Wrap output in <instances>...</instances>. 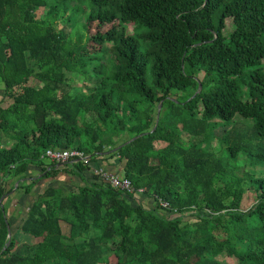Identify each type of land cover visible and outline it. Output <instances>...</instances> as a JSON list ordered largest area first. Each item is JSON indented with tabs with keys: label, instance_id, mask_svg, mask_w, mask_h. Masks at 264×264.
<instances>
[{
	"label": "trees",
	"instance_id": "obj_1",
	"mask_svg": "<svg viewBox=\"0 0 264 264\" xmlns=\"http://www.w3.org/2000/svg\"><path fill=\"white\" fill-rule=\"evenodd\" d=\"M76 1L0 0V174L39 165L42 177L80 181L35 195L20 231L39 240L26 253L1 251L0 209V264H224L222 253L264 264V175L235 165L264 163V0ZM213 118L230 122L215 136L226 161L210 145ZM47 148L88 160L55 167ZM98 159L133 191L93 174Z\"/></svg>",
	"mask_w": 264,
	"mask_h": 264
},
{
	"label": "crops",
	"instance_id": "obj_2",
	"mask_svg": "<svg viewBox=\"0 0 264 264\" xmlns=\"http://www.w3.org/2000/svg\"><path fill=\"white\" fill-rule=\"evenodd\" d=\"M43 158L45 161L50 162L49 159ZM55 167H59V165L55 164ZM93 167H100L112 173H118L120 170L119 167L115 168L111 163H106L104 160L100 159L96 160ZM40 170L41 166L39 165H27L23 176L11 178L10 176L2 177L0 174V185L3 187V192L0 194V209H2L4 218L7 222L6 233L7 230L9 232L7 245H9V243L12 245L10 251L26 253V248H30L34 242L39 240V238L31 237L20 231V224L25 218L27 209L37 193L41 192L46 186L61 187V185L65 183L68 184L69 187L70 184H72L74 190V187L78 185L74 180L72 181V179H69L70 177L63 172L58 173L54 178H49L42 177V172ZM63 174L66 176H63ZM34 180L35 182L31 185L30 192H23L19 185H28ZM59 225L61 231L64 232L62 230L64 229L66 232L67 224L60 221Z\"/></svg>",
	"mask_w": 264,
	"mask_h": 264
},
{
	"label": "rangeland",
	"instance_id": "obj_3",
	"mask_svg": "<svg viewBox=\"0 0 264 264\" xmlns=\"http://www.w3.org/2000/svg\"><path fill=\"white\" fill-rule=\"evenodd\" d=\"M77 7H78V10L79 11H83L84 12V15L85 16L88 15L92 11L91 10V6H89L87 4V2H85V1H78ZM35 13H36L37 16H40V15H42L44 13V11L42 10V8H38L35 11ZM113 24H116V27L118 25L119 28H123V27L125 28L126 27L125 28L126 32L127 33H132V28H131L132 26L131 25H125V24L121 23L120 21L117 22V20L114 21ZM70 25H71V23L70 22H67V21L66 22H61V20H58L57 21V27L63 29L64 31L65 30H68L70 28ZM108 27H109V25L105 26L104 29H107ZM89 29H90V32H94L97 29L96 22H92L89 25ZM229 30H230V24L228 23V21H226L225 26H224V29H223L222 32H223L224 35H227L228 32H229ZM106 46H108V44H106ZM111 50H112V46L109 45L108 51L105 54H103L100 62L106 63V59L109 58V56L111 54ZM148 67H149V65L146 66V71H145V74H144V79H145L146 84L150 86L151 85V75H150V71H149V68ZM245 72H247V71H245ZM72 78H74V79L77 80V78H75V77H72ZM80 81L81 80H77L76 83H78V82L80 83ZM29 83L31 85H36L37 84V82L34 81V80H30ZM211 124L213 126L212 133H214V137L211 139L210 145L213 147V149L215 151V155L217 157H219V158H221V159H223V160L226 161V159H225L226 158L225 151L221 150V146L216 141L215 136L218 135V134H220V133H222L223 130L227 129L230 126V122H225V121H222V120H220L218 118H213L211 120ZM126 136L127 135H124V137H126ZM228 161H231V160H228ZM243 164H245V166L243 168H245L247 170L254 171V172H261L264 175V163H262L260 165L257 164L260 167H256L255 164H250V162L248 163V161L246 163V161L241 160V159H238V161L235 162V165L237 167H239V166H241ZM91 170L92 169H90V171ZM89 173H91V172H89ZM63 176H66V175L63 174ZM68 176L70 177L69 179H72V181L74 180V182L76 184H78V185L80 184V181H79V179L76 176H74V175H68ZM61 187L64 190H73L72 184H70V187H69L68 184H65L64 183V184L61 185ZM138 196L141 199V196L140 195H138ZM137 200H139V199H137ZM140 201L141 202L144 201L143 204L148 205L151 200L148 199V198H143ZM253 201H254V194H253V192L251 190H245L244 193L242 194V198H241V202H240V208L243 209V210L247 209L253 203ZM62 230L65 232L64 229H62ZM215 258L217 260H220L224 264H236V260H235L234 256H229V255H226V254L224 255L222 253V255H217V256H215ZM113 263H114V260H113L112 257H110L108 263H104V264H113Z\"/></svg>",
	"mask_w": 264,
	"mask_h": 264
},
{
	"label": "built area",
	"instance_id": "obj_4",
	"mask_svg": "<svg viewBox=\"0 0 264 264\" xmlns=\"http://www.w3.org/2000/svg\"><path fill=\"white\" fill-rule=\"evenodd\" d=\"M41 156L49 159L50 161H54L57 163L63 161L75 162L78 160L86 162L88 160V156L76 148H66V149L47 148L44 150ZM91 169H92L91 172L93 174H96L99 179H102L111 186L126 190L128 192L133 191L129 181L125 178H122L117 173H112L103 170L100 167H92ZM137 191H140V189H138ZM160 205L164 207L166 206V202L160 201Z\"/></svg>",
	"mask_w": 264,
	"mask_h": 264
},
{
	"label": "water",
	"instance_id": "obj_5",
	"mask_svg": "<svg viewBox=\"0 0 264 264\" xmlns=\"http://www.w3.org/2000/svg\"><path fill=\"white\" fill-rule=\"evenodd\" d=\"M199 89H200V83H197V87H196V90L194 91V93L191 95V96H193L196 92H198L199 91ZM159 107H160V102H158L157 103V106H156V110H155V120H154V125L156 124V120H157V116H158V110H159ZM153 125V126H154ZM153 128V127H152ZM152 129H150V131H151ZM136 136H133V137H131V138H129L126 142H129L130 140H132L133 138H135ZM116 147H114L113 148V150L115 149ZM59 166L62 164V162H58L57 163ZM8 236H9V232H8V230H7V233H6V241H5V243H4V245H3V247H2V249H1V251L7 246V244H8Z\"/></svg>",
	"mask_w": 264,
	"mask_h": 264
}]
</instances>
